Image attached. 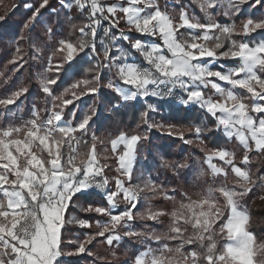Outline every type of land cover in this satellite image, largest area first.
<instances>
[{"label":"snow or ice","instance_id":"6c2138e0","mask_svg":"<svg viewBox=\"0 0 264 264\" xmlns=\"http://www.w3.org/2000/svg\"><path fill=\"white\" fill-rule=\"evenodd\" d=\"M192 2L211 21L212 10L222 8L225 16H237L241 6L250 3V0ZM48 4L49 0H42L24 25L26 30L31 29L40 10ZM63 7L68 10L74 7L87 22L79 27L76 43L61 40L54 54H63L65 64H71L76 57L90 50L89 59L94 61V74L91 80L82 79L73 83L59 97L53 95L50 87L57 83L56 79L41 80V91L51 100V107L43 110L47 119H42L40 112L33 108L32 118L23 121L20 126L0 127V264H59L65 256L80 255L93 257L95 264L97 258L89 250V245L103 238L102 242L111 248L114 242L119 243L124 237L151 240L160 245L156 249L148 247L140 252L134 264H264V241L249 231L251 218L240 203L257 186V179L235 165L233 153L224 148L209 150L203 161L212 181L218 177L227 179L226 169L230 168L237 178L231 188L226 185L210 186L198 199L182 192L181 201L164 193L162 198L174 204L171 211L154 209L149 205L144 213L135 212L140 193L151 192V198L156 199L157 193L164 192L151 181L143 186L131 183L137 146L147 137H128L121 133L111 140L117 175L110 181L105 175L108 165L101 163L108 157L97 153V138L92 136L91 143L83 139L88 134L92 117L85 115L74 123L76 112H72V119L65 120V108L73 101L64 99L70 91L81 86L85 89L83 94H97L99 89L94 85L99 84L105 69L116 73L115 80L110 79L105 87L122 102L147 97L164 99L179 90L183 93L180 104L185 107L194 105L215 121L212 128L193 126L197 140L205 131L221 132L228 141L234 138L244 150L240 164L247 165L250 152L264 154V40L237 41L233 37H249L257 31H264V19L255 21L248 18L238 30L235 23L201 24L195 15L189 16L185 9L181 10L179 23H176L159 9L156 0H117L110 6H105L102 0H71ZM85 12L87 15H84ZM118 14H122L128 33L158 39L159 43L132 41L127 33L118 28L121 23ZM103 22H107L108 26L102 29L104 39L99 41L101 51L97 53V37ZM113 29L119 32L118 36L111 35ZM118 40L130 44L146 67L129 62V53L117 47ZM33 48L35 55L32 59L38 60L40 49ZM19 51L17 48V53ZM113 51L119 52V55H111ZM100 55L103 61H100ZM19 60L23 57L13 59L11 63L16 64ZM224 60L236 61L237 64L226 70H213L218 62ZM24 63H20L16 70L23 68ZM53 67L59 72L63 65L53 66L52 56H49L45 72ZM209 88L218 99L206 94L205 90ZM237 90L247 95L241 96ZM26 92L27 89H22L6 99H0V107L8 109ZM72 94L74 99L80 98L79 94ZM246 100H250L251 104ZM155 110L149 107L141 114L149 129L154 125L148 122V112ZM16 115V112H0V116ZM180 139L186 144L193 143L185 140L183 135ZM81 148L87 151H81ZM214 161H219V165ZM205 175L201 170L198 178ZM258 180L264 182V176L258 177ZM111 185H114V190ZM91 189L103 193L108 207L89 206L83 211L107 217L108 220L106 223L97 222L95 226L99 231L93 235L86 234L84 240L77 243L74 252H65L62 249V230L66 224L76 223L83 229L92 227L86 221L65 217L73 197ZM171 191L175 192L174 189ZM121 203L126 205L123 211L118 210ZM163 217L170 221L166 233L146 235L130 227L134 220L158 224L162 223ZM121 229L125 230L123 237ZM162 241H176L178 245L169 247ZM186 245H198L200 251L185 254L182 249ZM112 257L116 258L114 252Z\"/></svg>","mask_w":264,"mask_h":264},{"label":"trees","instance_id":"16d2710c","mask_svg":"<svg viewBox=\"0 0 264 264\" xmlns=\"http://www.w3.org/2000/svg\"><path fill=\"white\" fill-rule=\"evenodd\" d=\"M104 1L111 3L116 0ZM41 2L42 0H0V99H6L16 91L27 89L25 95L16 104L9 106L8 109L0 107V112L17 113L14 117L0 116V127L20 126L23 121L32 118L33 108L40 112L42 119L47 117V113L43 110L51 107V100L41 91L39 81L36 78L40 67L37 65V61L32 59L35 55L33 46L40 49V60L43 64H45L48 56H52L53 66L63 65L59 72L56 71L55 67L49 72H44V80H57L55 85L50 86L53 95L59 97L73 83L82 79L91 80L93 78L94 61L89 59L90 50L76 57L71 64H65L63 54H54L59 41L68 40L76 43L79 37V27L87 22L74 7L71 10L62 7L64 3H69L71 0H49L48 6L40 10L31 29L26 30L24 28V25L32 18L34 9H37ZM156 4L161 11L169 13L176 20H178L182 9H185L188 15L193 13L200 22L205 20L204 14L192 0H156ZM60 6L62 9H57ZM189 7L193 8L192 11ZM84 15H87V12ZM212 17L213 23L221 25L235 23L239 30L242 27V22L248 18L255 21L264 19V0H250V3L241 6V11L237 16H225L222 8L214 9L212 10ZM118 18L121 19L118 28H125L122 14H118ZM49 30H51L50 35ZM113 33L119 32L115 30ZM132 35L135 36L132 33L129 34V36ZM101 39H104V36L99 32L96 44L97 53L101 51L99 42ZM233 39L237 41H262L264 40V31H257L249 37L236 36ZM124 46L126 50L132 51L129 44L126 43ZM17 48L20 49L19 53H17ZM18 57H23V60H19L16 64L11 63L13 59ZM99 59L103 61V56L100 55ZM24 61L27 62L24 63ZM136 61L142 67H146L140 59H136ZM20 63H24V67L17 71ZM219 63L224 67H230L236 61L224 60ZM219 69L218 64L213 67V70ZM115 77V71L109 72L105 69L99 84L94 85L99 89L97 94L85 95L83 94L85 89L81 86L65 95V100L73 101L65 108V120L72 119V112H76L74 123H78L85 115L92 117L88 134L83 139L91 143V136L97 138V153L108 157L106 160H101V163L108 165L105 170L107 175H114L112 168L115 159L112 157L110 148L111 140L121 133L128 137L132 135L147 137L137 146L133 175L136 176L140 172L142 185L151 181L164 192L157 193L156 199L151 198V192H144L145 200L134 211L144 213L149 205L154 209L171 211L174 204L171 200L166 201L162 198L164 193L170 196L174 195L177 201H181L183 200L182 192L192 199H198L210 186L226 185L231 188L237 178L232 175L230 169H226L228 172L227 179L218 177L212 181L207 175V166L203 163L205 154L209 150L224 148L234 154V163L237 167L248 171L253 179H257V186L240 203L251 218L249 231L260 241H264V199L260 198L264 197V186H261L264 182L258 180V177L264 176V154L250 152V162L247 165H241L240 160L244 156V150L234 139L228 141L221 132L209 133L205 131L197 140L193 126L205 129L215 126V121L207 113L194 105L185 107L178 104L179 102L164 103L153 97L122 102L115 93L105 87L108 81L110 79L115 80ZM117 83L119 82L117 81ZM73 92L79 94L80 98L74 99ZM57 103L60 102L57 101ZM117 105L119 107H115ZM150 105L156 107V111L148 112L147 116L148 122L154 125L151 129L141 119V114L148 111ZM169 132L172 134L169 135ZM181 135L184 136L185 140L193 141V143H184V140L180 139ZM105 149L108 151L105 152ZM81 151L86 152L87 149L81 148ZM216 163L219 165L220 162ZM181 164H185L187 167L180 168L179 165ZM201 170L206 175L198 178ZM173 189L175 192L171 191ZM105 205L106 203L99 191L90 190L73 197L65 213L66 219L70 220V215H72L76 221H86L92 227L83 229L78 228L76 223L66 224L62 230L63 251L74 252L77 243L84 240V234L93 235L99 231L95 222L105 219L103 216L88 213L83 209H87L89 206L105 207ZM161 220L162 223L158 224L146 220H134L131 224L134 226V230L144 232L146 235L153 232L156 234L166 233L170 221L167 217H163ZM124 231L123 229L120 230L122 237ZM188 231L191 232V229ZM102 240L103 238H98L88 246L94 257L97 258L95 264H133L135 257L140 252L145 251L148 247L156 249L160 246L151 240L142 241L139 238L124 237L119 243L115 244L114 242L110 248ZM70 241L72 243H69ZM161 243L167 244L169 247L178 245L176 241H162ZM182 251L187 254L191 251H200V249L198 245H186ZM113 252L115 259L112 257ZM59 264H93V257L87 255L65 256Z\"/></svg>","mask_w":264,"mask_h":264},{"label":"rangeland","instance_id":"374dc122","mask_svg":"<svg viewBox=\"0 0 264 264\" xmlns=\"http://www.w3.org/2000/svg\"><path fill=\"white\" fill-rule=\"evenodd\" d=\"M117 2V0L116 1H114V2H111V3H108L107 1H102V3H104L105 4V6H110L111 4H114V3H116ZM124 6H127L126 4L124 5ZM26 7H28L29 8V6H26ZM63 7V6H62ZM64 8V7H63ZM57 9H62L61 8V6L60 7H58ZM189 9H191V11H192V7H189ZM198 9L200 10V8L198 7ZM36 11V9H34V11L33 12H35ZM163 12V11H162ZM165 12V11H164ZM167 13V12H166ZM168 15H169V13H167ZM194 14L193 13H191V15H189V16H193ZM170 16V15H169ZM170 17H172V16H170ZM196 17V16H195ZM173 18V17H172ZM197 19H198V17H196ZM173 20H174V22H176V23H179V18H178V20H176V19H174L173 18ZM122 21H123V19H122ZM200 22V21H199ZM201 24H209V23H213L212 21H209L206 17H205V20H204V22H200ZM102 26H105V27H107L108 25L107 24H104V22H103V25ZM124 26H125V28H122V29H120V31H123V32H125V33H127L128 35L130 34V33H128V29H127V25L124 23ZM116 29H113V30H111V35L112 36H118L119 35V33H117V34H114L113 33V31H115ZM182 31H186V30H182ZM100 32H101V34L104 36V34H103V32L100 30ZM132 34H134L135 36H129L130 37V39L132 40V41H137V40H139V41H142V42H144V43H159V40L157 39V40H153L151 37H146V36H140L139 34H137V33H135V32H131ZM258 42H260V41H258ZM124 44H126V42H124L123 40H118L117 41V47L118 48H120V49H122L123 51H125V52H127V53H129V62H136V63H138L137 61H136V59L138 60V59H140L141 61H143L142 60V58L139 56V54L138 53H134L133 51H131V50H126L125 49V46H124ZM128 44V43H127ZM129 46H130V44H129ZM112 55L113 56H115V55H119V52H116V51H113L112 52ZM48 60H49V56H48V58H47V60H46V62H45V64H43L42 62H41V60H40V57H39V59L38 60H36L37 61V65L40 67V70H38L37 71V74H36V78L38 79V81H39V85H40V81L41 80H44L43 79V77H44V72H45V69L48 67ZM218 64V67L220 68L219 70H226L227 68H231V67H235L236 66V64H237V62L236 63H234L233 64V66H230V67H224V66H222L219 62L217 63ZM43 69V70H42ZM224 87H227V86H224ZM206 91V94L207 95H209V96H213V98L214 99H218L217 97H215L214 96V93H213V91L209 88V89H207V90H205ZM239 93H240V95L241 96H246L247 94L246 93H244L243 91H241V90H237ZM181 94H182V96H183V93L182 92H180ZM153 98H156L157 99V97H153ZM140 100H144V99H140ZM246 103H248L249 102V104H251V101L250 100H246L245 101ZM164 103H166V102H164ZM262 103H264V102H262ZM178 104H180V103H178ZM150 107L151 108H154V109H156V107L154 106V105H150ZM156 111V110H155ZM262 115H264V114H262ZM29 119H31V118H29ZM45 119H47V117L45 118ZM92 137V136H91ZM234 139V138H233ZM235 140V139H234ZM216 162H219V161H214V163H216ZM134 166H135V163H134ZM117 167V164H116V160H115V164H114V167L112 168V170H113V172H114V175H107V172H105V175H106V177L111 181L114 177H116V172L114 171V169ZM230 169V168H229ZM133 171H134V168H133ZM232 175H234V174H232ZM140 176H141V173L139 172L136 176H134L133 174H132V180H131V183L133 184V185H140V186H143L141 183H140ZM111 188H112V190H114V185H111L110 186ZM91 190H93V191H97V190H95V189H91ZM90 191V190H89ZM83 193V192H82ZM144 193V192H143ZM143 193H140V198H139V201H138V205L139 204H141L144 200H145V196H144V194ZM101 197L103 198V200L105 201V203H106V200L104 199V195H103V193H101ZM137 205V206H138ZM75 207H78V205H75ZM108 207V205H107V203H106V205H105V207L104 208H107ZM126 207V205L125 204H123V203H121L119 206H118V210H120V211H123L124 210V208ZM71 219H73V216L72 215H70V220ZM107 220H108V218L107 217H105V219H101V220H98V221H96L95 222V225H96V223L97 222H100V223H106L107 222ZM76 226L78 227V225L76 224ZM130 227L134 230V226L131 224L130 225ZM78 228H80V227H78ZM121 235V234H120ZM84 236H85V234H84ZM122 236V235H121ZM122 240V239H121ZM120 240V241H121ZM119 241V242H120ZM115 244H117L116 242H115ZM134 262V261H133ZM134 264V263H133Z\"/></svg>","mask_w":264,"mask_h":264},{"label":"built area","instance_id":"2783aa9c","mask_svg":"<svg viewBox=\"0 0 264 264\" xmlns=\"http://www.w3.org/2000/svg\"><path fill=\"white\" fill-rule=\"evenodd\" d=\"M103 27H105V26H102V28H101L102 32H103V30H102ZM181 97H182V94L180 93V91L176 90L172 96H169V97L164 98V99H161V98L157 97V99L161 100L163 102H174V103H177V102H179Z\"/></svg>","mask_w":264,"mask_h":264}]
</instances>
